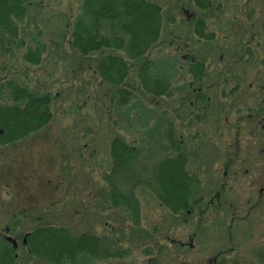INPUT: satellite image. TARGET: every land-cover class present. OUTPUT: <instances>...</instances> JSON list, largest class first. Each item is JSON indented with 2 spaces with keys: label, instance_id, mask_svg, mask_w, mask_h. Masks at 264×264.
Returning <instances> with one entry per match:
<instances>
[{
  "label": "rangeland",
  "instance_id": "rangeland-1",
  "mask_svg": "<svg viewBox=\"0 0 264 264\" xmlns=\"http://www.w3.org/2000/svg\"><path fill=\"white\" fill-rule=\"evenodd\" d=\"M150 1L164 30L145 60L166 93L142 89L138 62L125 105L95 72L96 54L71 45L86 0H30L14 21V49L0 51V107L15 88L49 94L51 118L0 141V248L11 249L12 264H51L23 245L42 226L103 240L105 256L63 264H264V0H207V9ZM28 48L41 50L37 64L24 59ZM196 62L204 71L194 77ZM114 138L136 150L141 181L131 189L111 173ZM174 142L195 177L190 214L162 205L154 184L152 167L176 155Z\"/></svg>",
  "mask_w": 264,
  "mask_h": 264
},
{
  "label": "trees",
  "instance_id": "trees-1",
  "mask_svg": "<svg viewBox=\"0 0 264 264\" xmlns=\"http://www.w3.org/2000/svg\"><path fill=\"white\" fill-rule=\"evenodd\" d=\"M192 1L199 9L209 7L207 0ZM29 2L0 0V51L3 54L12 50L18 35L14 21L27 11ZM85 3L84 12L74 21L71 45L82 56L96 54L95 72L115 88L118 104L125 105L133 98L134 84L129 83V79L138 62L137 75L142 89L154 96L166 93L161 80L153 77L152 72L148 74L149 63L145 60L161 40L164 30L160 6L150 0H86ZM202 25L200 21L194 24V33L199 37L205 36ZM40 54L39 48H28L24 59L37 64ZM190 69L194 77L204 71L199 62L191 64ZM11 99V105L0 107V127L4 129L1 137H6L10 142L39 130L50 120L49 94L39 95L15 88ZM19 102L23 103L22 108L18 107ZM174 146L176 155L161 158L152 169L156 172L153 178L160 203L170 211L180 213L191 208L195 177L186 167L187 158L182 146L176 142ZM110 156L113 177L130 189L138 185L141 180L132 172L138 160L135 148L120 138H114L110 145ZM126 197L124 200L133 199L132 193ZM114 201L119 203L123 199L115 195ZM25 236L29 255L51 264L75 261L80 255L93 258L106 255L101 238L88 234L73 235L66 228L42 226ZM12 253L11 249L0 248V264H12Z\"/></svg>",
  "mask_w": 264,
  "mask_h": 264
},
{
  "label": "flooded vegetation",
  "instance_id": "flooded-vegetation-1",
  "mask_svg": "<svg viewBox=\"0 0 264 264\" xmlns=\"http://www.w3.org/2000/svg\"><path fill=\"white\" fill-rule=\"evenodd\" d=\"M263 91H264V90H263ZM263 128H264V126H263ZM3 134H4V131L1 130V131H0V141L3 140V142H5L4 144H8V142H10V141H9L6 137H1V135H3ZM259 193H260V196L263 195V194H264V188L260 189ZM197 205H199V204H197ZM212 205H213V202H211V204L208 205L207 208H211ZM254 207H255V206H253L252 208H254ZM198 208H199V207H198ZM212 208H213V207H212ZM190 212H191L190 209L187 210V213H188V214H190ZM199 214H201V217H203L204 214H205V212H203L202 209L200 208V209H199ZM25 237H26V236H24V238H25ZM23 245L26 246V239L23 240ZM221 255H223V253H221ZM221 255H218V256H221ZM218 256H217V257H218ZM213 263H214V264H217V259H215V260L213 261Z\"/></svg>",
  "mask_w": 264,
  "mask_h": 264
},
{
  "label": "water",
  "instance_id": "water-1",
  "mask_svg": "<svg viewBox=\"0 0 264 264\" xmlns=\"http://www.w3.org/2000/svg\"><path fill=\"white\" fill-rule=\"evenodd\" d=\"M6 240L8 241V242H11L12 244H13V248L14 249H16V242L14 241V240H12L11 238H9V237H6Z\"/></svg>",
  "mask_w": 264,
  "mask_h": 264
}]
</instances>
